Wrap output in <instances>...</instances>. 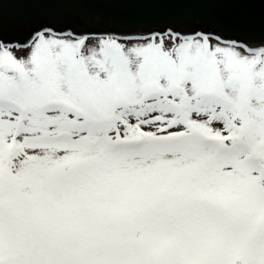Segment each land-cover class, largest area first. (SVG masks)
<instances>
[{
    "label": "snow or ice",
    "instance_id": "snow-or-ice-1",
    "mask_svg": "<svg viewBox=\"0 0 264 264\" xmlns=\"http://www.w3.org/2000/svg\"><path fill=\"white\" fill-rule=\"evenodd\" d=\"M0 264H264V0H0Z\"/></svg>",
    "mask_w": 264,
    "mask_h": 264
}]
</instances>
